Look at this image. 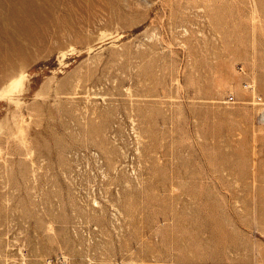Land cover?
<instances>
[{"label": "rangeland", "instance_id": "374dc122", "mask_svg": "<svg viewBox=\"0 0 264 264\" xmlns=\"http://www.w3.org/2000/svg\"><path fill=\"white\" fill-rule=\"evenodd\" d=\"M204 3L180 31L178 0H0V91L31 77L0 100V264H238L264 244V0Z\"/></svg>", "mask_w": 264, "mask_h": 264}, {"label": "bare ground", "instance_id": "6f19581e", "mask_svg": "<svg viewBox=\"0 0 264 264\" xmlns=\"http://www.w3.org/2000/svg\"><path fill=\"white\" fill-rule=\"evenodd\" d=\"M177 7L178 8H176V10L172 13V15L174 16V13H175V14H177L176 17L179 18L181 16L180 17L181 19L179 18V20L172 22L171 26L173 29H180V31H184V30L188 29L187 23H189L190 19L187 16L188 15L186 13V12H188L187 10L195 9L197 12L201 9L207 10V5H205L204 0H185V1L178 0V6ZM253 16H254V18H256V16H257V9H255V8L253 10ZM14 79H11L8 84H6L4 87H1L0 92L8 95L9 92L13 88H16L17 87L16 83H13ZM247 84H249V83H247ZM247 84H246V86H247ZM251 87H252V85H251ZM247 88H248V86H247ZM248 89L252 90L253 87L248 88ZM18 131H19L18 140L24 146L25 154L29 156V155H31L32 149L28 146V136L25 133L23 123L19 124ZM99 147L102 148L103 152L107 155V157L112 159V151H111L110 147L107 145V143H105L104 141H100ZM2 154H3V149L0 147V155H2Z\"/></svg>", "mask_w": 264, "mask_h": 264}, {"label": "crops", "instance_id": "0c3cea01", "mask_svg": "<svg viewBox=\"0 0 264 264\" xmlns=\"http://www.w3.org/2000/svg\"><path fill=\"white\" fill-rule=\"evenodd\" d=\"M240 255L238 264H264V244L259 243L257 246L253 247L251 251L249 248H246ZM250 247L251 245L248 244ZM239 251V249L237 248Z\"/></svg>", "mask_w": 264, "mask_h": 264}, {"label": "clouds", "instance_id": "9594fccd", "mask_svg": "<svg viewBox=\"0 0 264 264\" xmlns=\"http://www.w3.org/2000/svg\"><path fill=\"white\" fill-rule=\"evenodd\" d=\"M30 75L29 73L27 72V70H22L18 76L14 79L13 83H16L17 85V91L16 93L14 94L15 96L17 97H20L22 98L25 91H26V88L30 82ZM0 100H7V97L3 95L2 92H0Z\"/></svg>", "mask_w": 264, "mask_h": 264}, {"label": "built area", "instance_id": "2783aa9c", "mask_svg": "<svg viewBox=\"0 0 264 264\" xmlns=\"http://www.w3.org/2000/svg\"><path fill=\"white\" fill-rule=\"evenodd\" d=\"M251 88V87H249ZM230 100H233V96H229ZM257 103L260 107V110H259V113L257 115V120H258V123L261 124V125H264V102H263V99L261 96H257Z\"/></svg>", "mask_w": 264, "mask_h": 264}]
</instances>
